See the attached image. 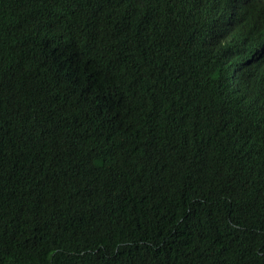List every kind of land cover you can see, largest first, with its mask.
Returning <instances> with one entry per match:
<instances>
[{
    "label": "trees",
    "instance_id": "trees-1",
    "mask_svg": "<svg viewBox=\"0 0 264 264\" xmlns=\"http://www.w3.org/2000/svg\"><path fill=\"white\" fill-rule=\"evenodd\" d=\"M244 5L0 0V264H264Z\"/></svg>",
    "mask_w": 264,
    "mask_h": 264
},
{
    "label": "snow or ice",
    "instance_id": "snow-or-ice-1",
    "mask_svg": "<svg viewBox=\"0 0 264 264\" xmlns=\"http://www.w3.org/2000/svg\"><path fill=\"white\" fill-rule=\"evenodd\" d=\"M224 2L227 4L229 0H224ZM231 2L237 6V9H239V7L244 6L246 0H231Z\"/></svg>",
    "mask_w": 264,
    "mask_h": 264
},
{
    "label": "clouds",
    "instance_id": "clouds-1",
    "mask_svg": "<svg viewBox=\"0 0 264 264\" xmlns=\"http://www.w3.org/2000/svg\"><path fill=\"white\" fill-rule=\"evenodd\" d=\"M263 2H264V0H263ZM222 5V6H221ZM223 9V2H219L218 4H217V7H216V10L215 11H221ZM239 10H241V11H245V5L244 6H242V7H239V9H237V11H239ZM236 11V12H237ZM246 12V11H245ZM229 33H231V32H229Z\"/></svg>",
    "mask_w": 264,
    "mask_h": 264
}]
</instances>
